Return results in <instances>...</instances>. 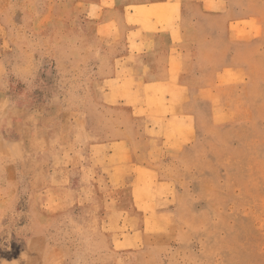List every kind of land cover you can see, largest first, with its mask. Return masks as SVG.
<instances>
[{"label": "rangeland", "instance_id": "374dc122", "mask_svg": "<svg viewBox=\"0 0 264 264\" xmlns=\"http://www.w3.org/2000/svg\"><path fill=\"white\" fill-rule=\"evenodd\" d=\"M124 3L0 0V264H264V0H213L201 37L231 68L177 158L135 140L176 95L133 92L115 58L165 5Z\"/></svg>", "mask_w": 264, "mask_h": 264}, {"label": "crops", "instance_id": "0c3cea01", "mask_svg": "<svg viewBox=\"0 0 264 264\" xmlns=\"http://www.w3.org/2000/svg\"><path fill=\"white\" fill-rule=\"evenodd\" d=\"M145 2L146 0H125L124 4L140 6ZM212 2L213 0H151L153 5H165L162 13L164 22H154V29L143 33L140 40L133 44V52L125 48V52L119 51L115 56L124 63V77H131L135 82L133 92L149 95L153 93L151 95L154 98L163 94L176 95V115H171L167 121L162 122L161 131L155 128L157 136L153 138L142 134L135 139L139 142L136 143V149L140 157L152 158L160 152L162 157H180V151L195 140L196 135L195 127L188 124L184 116L185 110L190 107L189 101H194V109L203 110L204 106L199 101L201 96L216 93L221 76L231 68L230 65L221 67L213 54L204 48L206 44L201 34L203 30H209L208 21L218 17ZM124 6L104 9L103 12L108 15L106 21H113L115 15L126 16ZM121 28L127 30L135 27L124 22ZM135 29L142 28L139 26ZM136 48H139L137 52ZM119 73L122 74V71L115 63L108 76L117 77ZM133 108L139 109V104Z\"/></svg>", "mask_w": 264, "mask_h": 264}]
</instances>
